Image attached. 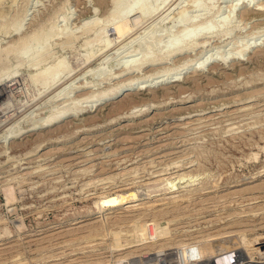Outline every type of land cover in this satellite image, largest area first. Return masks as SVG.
Returning <instances> with one entry per match:
<instances>
[{
    "label": "rangeland",
    "instance_id": "obj_1",
    "mask_svg": "<svg viewBox=\"0 0 264 264\" xmlns=\"http://www.w3.org/2000/svg\"><path fill=\"white\" fill-rule=\"evenodd\" d=\"M257 2L264 0H160L146 16L128 15L122 33L114 0H0V92L9 101L0 112V264L96 257L111 264L133 246L148 250L137 246L144 242L174 237L173 247L228 231L255 239L238 241L249 250L264 242V5ZM179 35L188 40L176 47L186 49L171 56L167 45ZM60 60L69 69L61 79ZM188 62L196 65L180 82H158ZM149 74L152 87L92 106L96 95ZM65 105L80 112L41 134L29 130ZM128 112L135 117L116 121ZM138 197L143 203L104 214L96 226L72 224L96 204ZM135 227L148 236L139 243Z\"/></svg>",
    "mask_w": 264,
    "mask_h": 264
},
{
    "label": "bare ground",
    "instance_id": "obj_2",
    "mask_svg": "<svg viewBox=\"0 0 264 264\" xmlns=\"http://www.w3.org/2000/svg\"><path fill=\"white\" fill-rule=\"evenodd\" d=\"M99 1H102V0H99ZM115 1V6H114V11H113V14L112 15H114L115 17H113V19H115V20H117L116 21V23L118 24V29L119 30H121V29H123L121 32L123 33L124 32V29H125V31H126V27H127V24H126V21H127V17H128V15H130L132 12H140L141 14H143L144 16H146V15H148V13L152 10V9H154L155 10V6H157V4L159 3V1L160 0H131V2H129V3H127V5L126 6H120L118 3L116 4V2L118 1H120V0H114ZM258 1V0H257ZM162 2V1H161ZM160 2V3H161ZM164 2V1H163ZM162 2V3H163ZM198 2V1H197ZM252 2V1H251ZM254 2H256V0H254ZM245 3V2H244ZM164 4V3H163ZM251 4V3H250ZM159 5H161V4H159ZM255 5H256V9H259V8H261L260 6H262L263 7V5H264V3H259V2H257V3H255ZM259 5V6H258ZM249 7V6H248ZM259 7V8H258ZM156 8H158V6L156 7ZM171 8V7H170ZM154 10H152V12L154 11ZM171 10V9H170ZM67 11V10H66ZM183 11H185V10H183ZM182 11V12H183ZM235 11V10H234ZM169 12V11H168ZM1 14V13H0ZM150 14V13H149ZM169 14V13H168ZM183 14L184 13H182V16H183ZM153 15V14H152ZM180 15V14H179ZM56 16V15H55ZM142 16V15H141ZM143 16V17H144ZM181 16V17H182ZM19 18V17H18ZM25 18V17H24ZM21 19V18H20ZM37 19H39V18H37ZM57 19V18H56ZM24 20V19H23ZM22 20V21H23ZM46 20H48V18L46 17ZM143 20V19H142ZM166 20V19H165ZM168 20V19H167ZM39 21V20H38ZM90 21V20H89ZM141 21V20H140ZM180 21V20H179ZM183 21V20H182ZM31 22V21H30ZM35 22V21H34ZM46 22V21H45ZM57 23V22H56ZM88 23V22H87ZM138 23H139V20H138ZM183 23V22H182ZM44 23L42 22V25H43ZM85 24V23H84ZM22 25H23V22H22ZM21 25V26H22ZM31 25V24H30ZM41 25V22H39L38 24H37V26H40ZM53 25V24H52ZM87 25H89V24H87ZM94 25V24H93ZM179 25V24H178ZM194 25V24H193ZM219 25V24H218ZM29 26V25H28ZM43 26H45V24L43 25ZM42 26V27H43ZM54 26V25H53ZM91 26V25H90ZM204 27V26H203ZM202 27V28H203ZM208 27V26H207ZM51 27H49V30L51 31V29H50ZM150 28V27H149ZM39 29V28H38ZM37 29V30H38ZM40 29H41V26H40ZM57 29V28H56ZM148 29V28H147ZM158 29V28H157ZM204 29H206L207 30V28H205L204 27ZM33 30H36V29H33ZM36 30V31H37ZM42 30V29H41ZM40 30V31H41ZM72 30V29H71ZM118 30V32L119 33H121L120 31ZM144 30V29H143ZM151 30V29H150ZM195 30H197V29H195ZM194 30V31H195ZM58 31V30H57ZM198 31V30H197ZM201 32H202V30H200ZM208 31H209V28H208ZM207 31V32H208ZM38 32V31H37ZM64 32V31H63ZM70 32H72V31H70ZM117 32V33H118ZM131 32V31H130ZM205 32V31H204ZM203 32V33H204ZM41 33H42V31H41ZM48 33V32H47ZM51 33H53V34H55V33H57V32H51ZM50 33V35H52ZM58 33H59V31H58ZM57 33V34H58ZM74 33V32H73ZM125 33V32H124ZM139 33V32H138ZM193 33V34H192ZM191 34L192 35H194V33H198V32H192ZM30 34V33H29ZM32 34H34V31L31 33V35ZM40 34V33H39ZM61 34V33H60ZM66 34V33H65ZM70 34V33H69ZM191 34H190V36H191ZM201 33H199L198 35H200ZM209 34V33H208ZM36 35V34H35ZM38 35V34H37ZM37 35H36V37H37ZM102 36L104 35V34H101ZM122 35V34H121ZM138 35V34H137ZM150 35V34H149ZM202 35V34H201ZM30 36V35H29ZM29 36L27 37L28 38V41L30 40L29 39ZM53 36V35H52ZM52 36H50L51 38H52ZM55 36V35H54ZM66 36V35H65ZM68 36V35H67ZM123 36V35H122ZM152 36V35H151ZM195 36H196V34H195ZM258 36V35H257ZM25 37V36H24ZM35 37V38H36ZM40 37H41V35H40ZM46 37V36H45ZM142 37H143V35H142ZM193 37V36H192ZM203 37V36H202ZM210 37V36H209ZM254 37V36H253ZM38 38H39V36H38ZM38 38H36L37 40H38ZM136 38V37H135ZM147 38V37H146ZM196 38V37H195ZM194 38V40H196ZM201 38V37H200ZM32 39H34V36H33V38ZM40 39V38H39ZM110 39V38H109ZM174 39V38H173ZM191 39H193V38H191ZM190 39V42H192V40ZM104 40H106V39H104ZM139 40V39H138ZM184 40H188V38L186 39L185 38V35H179L178 36V38L175 40H172L170 43V45H167V46H171V48L172 49H170V50H168V48H167V50H168V52H169V54L172 56V53L173 54H175V55H180V54H182L183 53V50L184 49H186L185 47H182L183 45V43H184ZM20 41H21V39H20ZM39 41V40H38ZM41 41V40H40ZM39 41V42H40ZM107 41V40H106ZM119 41V40H118ZM144 41H145V39H144ZM264 41V40H263ZM10 42V41H9ZM19 42V41H18ZM22 42V41H21ZM25 42V41H24ZM34 42H35V39H34ZM33 42V43H34ZM42 42V41H41ZM40 42V43H41ZM143 42V41H142ZM156 42V41H155ZM183 42V43H182ZM187 42V41H186ZM206 42V41H205ZM255 42V41H254ZM20 43V42H19ZM26 43V42H25ZM25 43H23L22 42V46L23 45H26ZM31 43V42H30ZM180 43H182L181 44V46L179 47H176L177 45H180ZM196 43V42H195ZM202 43V42H201ZM257 43H259V42H257ZM18 44V43H17ZM32 44V43H31ZM101 44V43H100ZM149 44V43H148ZM204 44V43H203ZM254 44V43H253ZM252 44V45H253ZM260 44V43H259ZM49 45V44H48ZM48 45H47V47H48ZM188 45V44H187ZM187 45H186V47H187ZM197 45H199V44H197ZM196 45V46H197ZM205 45V44H204ZM255 45V44H254ZM258 45V44H257ZM11 46V45H10ZM19 46V45H18ZM21 46V45H20ZM19 46V47H20ZM28 46H30V44H29V42L27 43V45L25 46V47H27L28 48ZM149 46V45H148ZM152 46V45H151ZM166 46V47H167ZM174 46H175V48H174ZM192 46H194V45H192ZM248 46H251V44L250 45H248ZM2 47V46H1ZM24 47V48H25ZM51 47V46H50ZM110 47V46H109ZM145 47V46H144ZM154 47H155V45H154ZM252 47H254V46H252ZM15 48V47H14ZM23 48V47H22ZM27 48H25V49H27ZM52 48V47H51ZM182 48H184V49H182ZM9 49V48H8ZM16 49V48H15ZM18 49V48H17ZM24 49V50H25ZM137 49V48H136ZM188 49V48H187ZM208 49V48H207ZM248 48L246 47V50H247ZM249 49H251V48H249ZM253 49V48H252ZM47 50V49H46ZM130 50H132V48L130 49ZM210 50V49H209ZM50 51V50H49ZM92 51V50H91ZM100 51V50H99ZM141 51V50H140ZM40 52V51H39ZM129 52V51H128ZM151 52V51H150ZM153 52V51H152ZM251 52V51H250ZM127 53V52H126ZM131 53V52H130ZM185 53H186V51H185ZM239 53V52H238ZM247 53H248V50H247ZM92 54V53H91ZM241 54H243L244 55V53L242 52V53H240L239 54V57H237L238 59H240V55ZM116 55V54H115ZM118 55V54H117ZM169 55V56H170ZM216 55V54H215ZM92 56V55H91ZM95 56V55H94ZM93 56V57H94ZM147 56V55H146ZM200 56V55H199ZM108 57V56H107ZM166 57V56H165ZM210 57V56H209ZM248 57V56H247ZM5 58V57H4ZM148 58V57H147ZM217 58L218 57H216V60H217ZM3 58L2 57H0V60H2ZM91 59V58H90ZM115 59V58H114ZM140 59V58H139ZM152 60L151 61H149L148 63L146 62V64L148 65H150V64H152L153 65V63L155 64V62H154V58H151ZM189 59V58H188ZM206 59H208V58H206ZM212 59V58H211ZM214 59H215V57H214ZM222 59H224V58H222ZM246 59V58H245ZM133 60V59H132ZM131 60V61H132ZM134 60L137 62V58L135 59L134 58ZM150 60V59H149ZM157 60V59H156ZM209 60V59H208ZM207 60V61H208ZM130 61V60H129ZM143 61H144V59L142 60V62L141 63H143ZM145 61H148V59L146 60L145 59ZM2 62V61H1ZM63 62L64 61H62V60H60L57 64H56V68H55V72H56V74H57V78H59V77H61L62 76V78H63V75H66V74H68V72H69V69H67V67L66 66H64V64H63ZM184 62V61H183ZM186 62V61H185ZM191 62V61H190ZM201 62V61H200ZM204 62V61H203ZM203 62H201L202 64H203ZM129 63V62H128ZM158 63V62H157ZM194 63V62H193ZM189 64V62H188V64H186L183 68L181 67L180 69L178 68V70H177V72H176V74H177V76H173V78L174 79H172V80H168L166 77H165V79L163 78V80H160V79H162V78H159L158 80V82L159 83H164V82H169V83H176V81H179V79L182 77L181 75L183 74V73H188L189 72V70H187L188 68H193V66H195L196 64ZM200 63V64H201ZM144 64H145V62H144ZM145 64V65H146ZM205 64H207V63H205L204 62V64L203 65H205ZM135 65V64H134ZM139 65H141L140 64V62H139ZM138 65V62H137V66H139ZM146 65V66H147ZM197 65H199L198 63H197ZM127 66V65H126ZM136 66V65H135ZM144 66V65H143ZM103 67V66H102ZM179 67V66H178ZM200 67H202V65H199V68ZM128 68H130V67H128ZM138 68H140V67H137V69ZM142 68V67H141ZM198 68V67H197ZM196 68V69H197ZM198 68V69H199ZM132 69H134V70H136L135 69V67L134 68H132ZM131 69V71L133 72V70ZM106 70V69H105ZM168 70V69H167ZM91 71V70H90ZM111 71V70H110ZM104 72V71H103ZM122 72H126V74H129V72H130V70L128 71V69H126L125 71H122ZM120 73L121 75H123V74H125V73ZM138 72V71H137ZM152 72H154V71H152ZM157 72V71H156ZM161 72H163V71H161ZM170 72V71H169ZM168 72V73H169ZM150 73V72H149ZM155 73V72H154ZM166 73V72H165ZM164 73V74H165ZM170 73H172V72H170ZM86 74V73H85ZM95 74V73H94ZM102 74V73H101ZM137 74V73H136ZM160 74V73H159ZM163 74V75H164ZM167 74V73H166ZM146 75V74H145ZM153 75V74H152ZM70 76V75H69ZM68 76V77H69ZM84 76V75H83ZM111 76V75H110ZM109 76V77H110ZM116 76V75H115ZM150 76H151V74H149V75H147V76H143V77H141V76H135V78L133 77V79H131L130 81H124V82H122V84H120L118 87H116L115 89H113V90H111V91H109L108 93H106L105 92V94H102V95H98L99 97H97V95H96V98H95V96H94V98L95 99H90L92 102H94V104L92 105L93 107H94V105L96 104V105H99V104H105V103H109V102H113V101H115V100H119V99H121L123 96H125V95H129V94H133V93H137V92H139L140 90H145L146 88H148V87H150L151 86V84H148V82L151 80L150 79ZM154 76V75H153ZM153 76H151V78L153 77ZM161 76V75H160ZM155 77H156V75H155ZM172 77V76H171ZM186 77V76H185ZM184 77V78H185ZM154 78V77H153ZM183 78V77H182ZM59 79H61V78H59ZM55 80V79H54ZM57 80V79H56ZM50 81V80H49ZM154 81V80H153ZM58 82V81H57ZM96 82V81H95ZM156 82V81H155ZM180 82V81H179ZM59 83V82H58ZM48 84V83H47ZM87 84V83H86ZM86 84H85V86H86ZM91 84V83H90ZM155 84V83H154ZM50 85V84H49ZM79 85V84H78ZM83 86V85H82ZM88 86V85H87ZM90 86V85H89ZM154 86V85H153ZM163 86V85H162ZM168 86V85H167ZM46 87V86H45ZM80 88H81V86H79ZM152 87V86H151ZM159 87V86H158ZM166 87V86H165ZM165 87H162V88H165ZM84 88V87H83ZM157 88V87H156ZM167 88V87H166ZM62 89V88H61ZM76 89V88H75ZM150 90H152V89H150ZM154 90V89H153ZM63 94V93H62ZM62 94H60V95H62ZM65 94V93H64ZM71 94V93H70ZM92 94V93H91ZM59 95V96H60ZM66 95V94H65ZM58 96V97H59ZM89 96H90V94H89ZM88 96V97H89ZM3 96H1V92H0V112L2 111V110H4L5 109V107H6V105H8V100H5V99H3L2 98ZM66 97V96H65ZM69 97V96H68ZM88 97H86V98H88ZM85 98V99H86ZM60 99V98H59ZM70 99V98H69ZM72 99H73V97H72ZM89 99V98H88ZM88 99H86V100H88ZM10 100V99H9ZM58 100V99H57ZM71 100V99H70ZM68 101V100H67ZM65 102H66V100H65ZM75 102V101H74ZM73 102V103H74ZM84 102V101H83ZM60 103V102H59ZM63 103V102H62ZM72 103V102H71ZM77 104V103H76ZM80 104H81V102H80ZM66 106V105H65ZM73 106V105H72ZM71 107V106H70ZM89 107H91V106H89ZM96 107V106H95ZM67 108V109H66ZM66 108H65V110L63 109L61 112H59V113H55L56 115H51V117H48V119L46 120V119H44L45 121L44 122H42V123H40V124H38V123H34V124H32V125H34V126H36L35 124H38L36 127H32L31 129H29V130H31V131H35V130H37V132H38V129H47V128H51V127H54V126H56L57 127V124L59 123V122H61V121H63L66 117H68V116H72V115H74L75 113L76 114H78V112H80V111H77V110H79V108H74V107H72V108H70V109H68V107L66 106ZM74 108V109H73ZM84 107H82V109H83ZM151 108V107H150ZM54 109V108H53ZM52 109V110H53ZM81 109V110H82ZM85 109V108H84ZM86 109H87V107H86ZM6 110V109H5ZM149 110V109H148ZM8 111V110H7ZM44 111V110H43ZM5 112V111H4ZM53 112V111H52ZM145 111H143V113H144ZM7 113V112H6ZM136 113V112H135ZM134 112H133V114L134 115H131V114H129V112L128 113H126L125 115H124V113H123V115L121 114V116H118L117 117V119H116V121L117 122H119L120 123V121H122L123 120V118H133V117H135V114ZM141 113V112H140ZM139 114V113H138ZM12 116V115H11ZM53 116V117H52ZM25 117V116H24ZM22 119V118H21ZM31 119V118H30ZM42 119V118H41ZM148 119V118H147ZM39 120V119H38ZM115 120V119H114ZM2 121V120H1ZM30 121V120H29ZM34 121V120H33ZM43 121V120H42ZM124 121V120H123ZM40 122H41V120H40ZM114 122V121H113ZM1 123V122H0ZM21 123V122H20ZM15 124V123H14ZM14 126V125H13ZM16 126V125H15ZM59 126H60V124H59ZM12 127V126H11ZM26 127V126H25ZM27 127H28V125H27ZM26 127V128H27ZM8 128H9V126H8ZM7 128V129H8ZM21 128V127H20ZM19 128V129H20ZM123 128V127H122ZM6 129V130H7ZM25 129V128H24ZM53 129V128H52ZM9 130H11L10 128H9ZM9 130H7V131H9ZM12 131H14V129L12 130ZM18 131V130H17ZM33 131V132H34ZM46 131V130H45ZM2 132H3V130H2ZM16 132V131H15ZM32 132V133H33ZM40 132V131H39ZM38 132V133H39ZM42 132V131H41ZM123 132V131H122ZM13 133V132H12ZM21 133H22V131H21ZM36 133V132H35ZM45 133V132H44ZM124 133V132H123ZM129 133V132H128ZM4 135H5V133H3ZM17 134V133H16ZM15 133L13 134V135H16ZM39 134H41V133H39ZM119 134H120V132H119ZM122 134V133H121ZM12 134H7V137L8 136H10L11 138L12 137H14V136H11ZM123 135V134H122ZM130 135V134H129ZM3 136V135H2ZM121 136V135H120ZM1 137V136H0ZM5 137V136H4ZM16 137V136H15ZM39 137V136H38ZM129 137V136H128ZM6 138V137H5ZM120 138V137H119ZM129 139H132V138H129ZM6 140V139H5ZM4 140V141H5ZM11 142V141H10ZM13 143V142H12ZM15 143V142H14ZM46 143V142H45ZM2 145H4V144H2ZM6 145V144H5ZM1 146V145H0ZM81 155V154H80ZM85 156V155H84ZM87 157V156H86ZM78 158V157H77ZM80 159V158H79ZM73 160V159H72ZM101 162H103V161H101ZM97 164V163H96ZM124 172V171H123ZM178 178V177H177ZM174 182H176L175 180H174ZM174 182L171 184L172 186H171V189L170 190H173L172 192H169V193H173L174 191H175V189H177V186H175L174 185ZM181 182V181H180ZM168 184H170V183H168ZM254 185V184H253ZM169 187H170V185H169ZM168 187V188H169ZM180 189V188H179ZM178 192H179V190H178ZM101 197V196H100ZM148 197V196H147ZM102 198H104V195L101 197V198H99V199H102ZM143 198V197H142ZM142 200L143 199H141V197L139 198H129L127 201L126 200H124V201H122L121 203H118V204H111V203H109L110 205L109 206H104L103 204H96V210H94V211H92L91 213H86V214H81V215H79L77 218H75L76 220L75 221H73V223L72 224H79V226L80 227H85L86 229L88 228V227H93L94 225L96 226V224H98L99 223V218L101 217V216H103L104 214H107V215H109L110 213H117L118 214V210H117V208L118 209H128V208H131V209H134L136 206H138V205H140L141 203H143L142 202ZM98 203V202H97ZM145 203V202H144ZM89 210V209H88ZM116 211H118V212H116ZM124 211V210H123ZM123 211H121V212H123ZM131 211H133V210H131ZM120 213V212H119ZM106 215V216H107ZM118 216V215H117ZM116 219H117V217H115ZM74 219V218H73ZM119 219V218H118ZM90 220V221H89ZM88 221V222H87ZM63 222V221H62ZM69 223V222H68ZM232 223V222H231ZM235 224V223H234ZM233 224V225H234ZM74 225V226H75ZM232 225V226H233ZM69 226V225H68ZM105 226H106V224H105ZM67 227V226H66ZM73 226H71V228H72ZM77 227V226H76ZM223 227V226H222ZM6 228V227H5ZM70 228V227H69ZM75 228V227H74ZM89 228V229H90ZM226 228V227H225ZM220 229V228H219ZM227 229V228H226ZM5 230V229H4ZM52 230V229H51ZM62 230V229H61ZM64 230V229H63ZM70 230H71V234H72V230L73 229H69V232H70ZM79 231H80V229H78ZM6 231V230H5ZM58 231H59V229H58ZM74 231H75V229H74ZM85 230L83 229V232H84ZM245 231V230H244ZM248 231V230H247ZM65 232V231H64ZM68 232V233H69ZM75 232H77V231H75ZM74 232V234H76ZM81 232V231H80ZM215 232V231H214ZM230 234H232V232H230V231H228ZM227 232V234H226V232L224 233L225 235H228L229 233ZM9 233V232H8ZM49 233V232H48ZM53 233V232H52ZM67 233V234H68ZM206 233V232H205ZM208 233V232H207ZM240 233V232H239ZM7 234V233H6ZM162 233L160 232V233H158V234H151V236H153V238L154 237H157V236H159L160 235V237L162 236H164L163 234L161 235ZM223 234V233H222ZM224 234H223V236L220 234V237H215V236H217V234H210V235H207V234H205V236H199L200 238H197L196 239V237L195 238H193V240H191V241H187V242H184V241H182V240H180V242H178V245H186V247H187V249L189 250V253H190V255L194 258V257H205V258H211V257H213V256H216V255H218V254H220V253H225V252H228V251H236V250H238V251H244V252H246V253H248V255H249V258H251V257H253V255H254V253L255 252H257L258 251V247H256V249H254V250H249V249H246V248H244L243 246H244V244H245V246H249V244L252 242V241H254L253 239H251V237L248 235V234H246L245 232H241V236H240V239L241 240H239V238L237 239V237L235 238V237H233V236H235V235H233V236H230V234L228 235V236H224ZM233 234H236V232L234 231V233ZM8 235H10V234H8ZM7 235V236H8ZM56 235V234H55ZM65 235V234H64ZM69 235H70V233H69ZM207 235V236H206ZM238 235V234H237ZM132 236H134V237H136L134 240H133V242L135 241V242H138V241H140V240H142L145 236H144V234H143V232H142V230L140 229V228H138V227H135L134 228V234L132 235ZM219 236V235H218ZM257 236V235H256ZM146 237H148V236H146ZM159 237V238H160ZM165 237H166V235H165ZM164 237V238H165ZM261 237H264V235H262V236H260L259 235V238L260 239H264V238H261ZM158 238V237H157ZM163 238V239H164ZM174 238V237H173ZM173 238H171L172 240H169V239H167V237L165 238V240H160V241H157V239L156 238H154V239H156V240H153V241H150L149 243H146V242H144L143 244L141 243L140 245H137V246H144V245H146V246H144L146 249H162V248H165V246H167L168 244H170L169 246H171V244H173ZM182 238V237H181ZM253 238V237H252ZM254 238H256V237H254ZM179 239V238H178ZM195 239V240H194ZM169 240V241H168ZM184 240H185V237H184ZM257 240H258V238H257ZM0 241H5V238H0ZM147 241V240H146ZM154 241H156V242H154ZM175 241H177V240H175ZM238 241H241V242H243L242 243V245L243 246H238ZM256 241V240H255ZM259 242H260V240H258ZM129 242H131V241H129ZM141 242V241H140ZM5 242H3V243H0V245H2V244H4ZM139 243V242H138ZM255 244L257 243V242H254ZM253 243V244H254ZM262 243V242H261ZM252 244V243H251ZM178 245H172L173 247L175 246H178ZM134 247H136V246H133V247H131V248H129V249H125L126 251H124V252H121L120 254H119V256L117 257V259H115L116 260V263H120L121 261H122V259L124 260V259H126V258H128V257H131V256H133L134 254H136V252H137V250L139 249V248H134ZM145 248H143V249H145ZM167 248H168V246H167ZM171 248V247H170ZM3 250V249H2ZM138 251H140V249L138 250ZM117 256V255H116ZM83 257V256H82ZM76 260V259H75ZM104 257H96V258H93V259H91V258H86V259H81V258H79V260L77 259L74 263H69V264H102L103 262H105V261H107L108 262V260H104ZM121 260V261H120ZM16 261V260H15ZM74 261V260H73ZM120 261V262H119ZM70 262V261H69ZM115 262V261H114ZM22 263V262H21ZM27 263V262H26ZM68 263V262H67ZM106 263V262H105ZM104 263V264H105ZM20 264V263H19Z\"/></svg>",
    "mask_w": 264,
    "mask_h": 264
},
{
    "label": "built area",
    "instance_id": "obj_3",
    "mask_svg": "<svg viewBox=\"0 0 264 264\" xmlns=\"http://www.w3.org/2000/svg\"><path fill=\"white\" fill-rule=\"evenodd\" d=\"M258 251L249 258L244 251H228L211 258L192 257L186 245L162 249H148L139 251L120 263L111 264H264V242L255 244Z\"/></svg>",
    "mask_w": 264,
    "mask_h": 264
}]
</instances>
